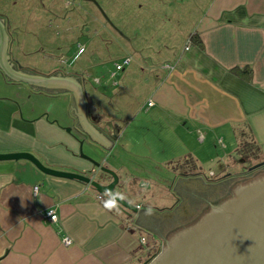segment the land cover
<instances>
[{
	"label": "crops",
	"instance_id": "crops-1",
	"mask_svg": "<svg viewBox=\"0 0 264 264\" xmlns=\"http://www.w3.org/2000/svg\"><path fill=\"white\" fill-rule=\"evenodd\" d=\"M146 1V6L155 8L150 14L151 21L156 15L162 24L163 16L168 15L162 11L161 4L168 5V1L174 0ZM174 2L169 21L181 12L180 0ZM196 3L187 14L193 15L186 31L188 38L177 44L174 36L166 31L159 38L157 22L156 30L149 35L135 18L140 10L128 12L124 8L126 3L121 7L124 12L111 13V19L123 32L122 40L119 38L116 42L124 51L129 52V45L132 46L145 63L150 58L153 35L159 50H166L164 64L146 68L139 87H130L127 95L118 93L119 100L125 98L129 107H134L128 115L126 110L119 109L118 117L107 121L96 105H92L91 111V101L83 85L85 121L104 138L115 134L114 140L105 138L111 142L109 148L96 144L77 129L76 126L83 127L73 92L60 87L39 89L11 81L0 73V82L4 83V89L0 85V153L28 152L47 167L92 175L95 179L100 176L99 171L89 159L79 155V149L100 161V156L111 153L122 142L125 152L141 157L149 156L148 145L154 144L165 148L160 150L162 153L165 150L167 155L165 167L176 174L167 188L173 197L174 193L183 195V187L187 188L191 182L187 176H198L193 179L197 185H208L209 180L195 172V154L207 156L211 162L216 160L223 166V158L234 159L239 140L244 138L257 149V157L264 160V0H206L195 14ZM191 35L196 36L198 43L189 39ZM188 40L191 44L186 48ZM99 59L97 64H101ZM129 63L111 72L116 76ZM56 73L84 79L79 74L59 70ZM99 83L98 78L96 84ZM136 88L146 90L144 108L133 106ZM56 96L62 108L59 103H50ZM165 129L171 131L169 140L165 138ZM193 143L205 154L197 151L199 147ZM150 153L153 154L152 150ZM188 158L194 160L192 172L183 169ZM119 162L115 166L110 163V167H119L122 172V176L117 174L120 193L115 192L128 201L131 198L136 201L142 196L139 189L149 184L140 180L139 166L130 171L128 165ZM227 168L228 164L224 165L225 171ZM109 179L103 177V181ZM97 195L89 185L43 173L29 160H0V264H144L158 252V243L162 242L159 236L166 229L163 220L158 221L159 209L144 208L136 201L137 212L125 215L118 209L106 210L105 199ZM149 208L152 213L146 214ZM49 209L55 210L56 222L45 219ZM194 213L189 212L191 217ZM144 234L151 235L150 244ZM65 236L71 239L66 246L61 243ZM141 237H145L144 244L140 242Z\"/></svg>",
	"mask_w": 264,
	"mask_h": 264
},
{
	"label": "rangeland",
	"instance_id": "rangeland-1",
	"mask_svg": "<svg viewBox=\"0 0 264 264\" xmlns=\"http://www.w3.org/2000/svg\"><path fill=\"white\" fill-rule=\"evenodd\" d=\"M95 1L96 4L88 0H0V17L5 20L8 31L12 36L13 56L19 67L44 75L59 70L64 73H74L83 76L84 90L89 95L91 106L96 105L98 111L108 118L107 121H111L118 117L119 109L123 111L126 110L128 115L129 110L134 108L129 107V101L125 98L120 97L119 100L118 93L119 95H127V89H130V87H139L147 73L146 68L152 65H161L165 58L163 52L166 50H159L160 47L157 46L156 35H153V38H149L153 41L150 42L152 45V50L150 49L149 51L150 58H146L145 63L140 61L142 56L136 54L132 46L129 45V52L124 51L116 42L119 38L122 40L120 36H124L123 32L116 26L115 20L113 18L111 19V13L120 10L124 12L121 7L122 4L124 5V3H126L124 8H127L128 12L132 11L137 13L136 11L140 10V14L136 15L135 18L138 19L141 27L147 29L146 31L149 35L152 34L153 30H156L154 26L157 22L156 25H160L157 30L160 34L159 38H161L162 32L166 31L169 35L174 36V43L177 44L184 42L185 38H188L186 31L193 21V15L187 16V14L189 15L190 13L189 10H191L193 4L197 2L195 6L196 11L194 12L197 14L206 0H180V15L177 17L174 15L170 21L168 18L171 13L172 5L174 8L176 7V2H174L176 0L173 1L175 4L172 5L171 3L173 2L170 3V1H168V5L167 3L161 4L162 11L168 15L166 17L163 16L164 20L162 24L159 18L157 20L158 16L156 15L153 16L154 21H151L152 17L150 14L155 8L151 7L149 4L146 6V0ZM127 10H125V13ZM141 10H143V13ZM141 13L143 14L142 16ZM141 21H144V23ZM177 30H179V32ZM134 43L136 44V41ZM79 46H82L85 50L78 56H75ZM98 57L100 58L101 64H97ZM125 57H130L131 62L113 77L117 86L113 83V85H111L112 78H108V76L111 71L115 70L114 65L117 62L121 64ZM121 74H123V76H121ZM94 77L100 79L99 84L93 82ZM107 79L109 81H107ZM104 82H107V87H104V85H106L103 84ZM3 84V82H0L1 88H3ZM8 88L10 90L13 89L12 86ZM134 93H136L137 96L135 97V102L132 101L133 106L136 105L140 108H144L146 90L143 88H136ZM59 99L60 98L57 96L53 97L50 103H54V105L59 103L61 104L60 108H62V102H60ZM94 106L90 107L91 111L94 110ZM123 116L126 117V115ZM165 131V138L169 140L171 131L169 132L166 129ZM155 139H157V136ZM243 139L239 140L240 143ZM122 143L123 144L116 146L115 150L111 151V153L107 154L108 152H106V155L100 156V161L98 162H100L103 167H107L121 176L122 172L120 168L118 166L116 169L115 167L112 168L110 167V163L115 166V164H120L119 161L124 162V164L128 165V170L130 171H133L136 165L139 166L141 169L139 178L149 184V187H142L139 189L142 196L136 198V201L140 202L144 208L153 207L159 209V211H157L160 216L158 221H161V219L165 221L168 217L166 215H169L168 213L170 211L164 210L163 208L170 207L172 200H175L172 196V191L168 193L167 188L176 174L174 176L172 171H169L165 167L164 159H166L167 155L165 154V150L164 153L160 151L164 147L157 148L154 144L148 145L150 147H148L149 156L141 157L134 153L125 152V144L124 142ZM188 145L191 146L190 143H188ZM194 145L197 147L196 144ZM164 146L166 147V144ZM151 150L153 154L150 153ZM197 151H201L205 154L200 147ZM82 152L84 153L85 151L82 150ZM223 152H226L224 147ZM257 152V149L253 146L246 157L243 155L244 153L242 155L237 153L235 156H232L234 159L223 158V166H221L222 163L216 160L211 162L207 156L202 158L198 157V154H195L196 157H193L197 160V165L194 168L195 172L196 174H200L203 178L205 177L208 179L209 181L206 180L208 185H197L193 179L198 176H187V179L191 182L187 184L188 189L186 193L185 190H183V195L181 196L183 197L182 201L178 203V207H181L178 213L181 212L180 215L185 219L191 217V214H189L190 210H188L189 205L197 204L198 207L201 197L208 195L209 191L220 179H227L231 176L253 171L247 169L249 166L261 161V158L257 157ZM154 155H158L159 158L153 157ZM182 156L183 155H181L180 158ZM192 156H194V154H192ZM200 156H202V154ZM193 161V159L188 158L186 161L187 166L185 165L183 169L192 172ZM174 162L176 161L172 163ZM227 164L228 168L225 171L223 168L224 165ZM123 169L126 170L125 167H123ZM209 169L213 170V175H210ZM227 173L228 175H225ZM99 174L100 176L97 175L95 179L102 180L104 176L108 177L105 173L99 172ZM174 186L175 185L172 186V189ZM118 187H116L115 190L117 193H120ZM192 188L195 189L193 193L195 195L190 193ZM142 191H145V193ZM133 192L135 193L136 191ZM187 195L190 197H187ZM129 201L133 204L136 202L134 198H131ZM182 207L183 209H187L190 216L183 213L185 211ZM167 223L170 225L169 222ZM144 235L148 244H150L151 235ZM161 243L159 242L158 246L161 247Z\"/></svg>",
	"mask_w": 264,
	"mask_h": 264
},
{
	"label": "water",
	"instance_id": "water-1",
	"mask_svg": "<svg viewBox=\"0 0 264 264\" xmlns=\"http://www.w3.org/2000/svg\"><path fill=\"white\" fill-rule=\"evenodd\" d=\"M88 1L96 4L95 0ZM9 41L3 19L0 17V70L5 76L11 81L39 89L60 87L73 92L79 123L83 127L81 129L76 126L77 129L96 144L100 143L109 148L111 142L105 138L114 140L115 134L106 135L104 138L87 123V120L85 121L86 100L83 80L73 75L59 73L43 75L24 72L19 69L20 67L16 69L8 59ZM66 130L69 131V128ZM79 155L89 159L99 172L107 174L110 179L103 181L83 173L55 170L45 166L28 152L0 153V160L26 159L43 173L74 179L89 185L105 200L108 198L105 189L112 190V195L119 197L120 195L115 192L119 185L117 173L88 157L81 149ZM252 169L255 170L223 179V193L215 192L218 188L217 183L208 195L203 197L216 199L223 194V202L209 208L205 203L199 202V206L202 205V209L206 211L196 221L189 225L183 224L185 226L177 231L169 225L159 236L162 239V246L156 255L144 264H264V160L249 166L247 170ZM118 204V210L125 215L137 212L136 205L126 199H118ZM174 231L176 232L173 233ZM166 234L170 238L163 244L162 235Z\"/></svg>",
	"mask_w": 264,
	"mask_h": 264
},
{
	"label": "flooded vegetation",
	"instance_id": "flooded-vegetation-1",
	"mask_svg": "<svg viewBox=\"0 0 264 264\" xmlns=\"http://www.w3.org/2000/svg\"><path fill=\"white\" fill-rule=\"evenodd\" d=\"M3 22H4L5 31H6V33L8 35V40L10 39V41L8 42V46H7V55H9L8 56V59H9L10 62H12L14 64V67L17 69L19 67V65H18V63L16 62V60H15V58L13 56V53L14 52H13V40H12V36L9 33V31H8V28L6 26V23H5V20L4 19H3ZM19 69H21L24 72L35 73V72L28 71L27 69H23L22 67H20ZM0 73H2L5 76V74L1 70H0ZM55 73H56V71L53 72V73H51V74H55ZM62 73H64V72H62ZM83 82H84V79H83ZM83 85H84V83H83ZM252 170H254V169H252ZM249 171H251V170H249ZM91 177H93V176L91 175ZM220 180H221L220 182L218 181V188L215 189V192H218V193H221L222 192L223 193V179H220ZM183 189L185 190V193H186L187 188L186 187H183ZM192 189L190 190V193L193 194L195 192V189L194 188H192ZM173 195H174V199L175 200L173 201L172 206L166 209V210L170 211L168 213L169 215H166V216H168L167 219L165 221L164 220L162 221V224L164 223V226L165 227L168 225L167 222H169L170 227L173 228V229L176 228L175 230L177 231V230H179V229H181L182 227L185 226L183 224H189V223L191 224L194 221H196L206 211L205 209H202L203 208L202 205L201 206H198V207H197V204H195V205H189V207H188V210H190L189 212H192V210H193V211H195V215H193L192 217H189V218L185 219L183 216L180 215L181 212L178 213L179 212V209L181 208V207H178V203L180 201H182V198L183 197H181L182 196L181 194L180 195H177L176 193H174ZM193 195H195V194H193ZM232 195H233V193H232ZM221 196L222 197H216V199L209 198V197L207 199H205L204 197L203 198L201 197V200H199V201H200V203H205L206 206L209 208L211 205H216V204H219V203L223 202V194ZM187 197H190V196L187 195ZM227 198H229V197H227ZM182 209H183V207H182ZM183 210L185 211V212H183L184 214L189 215L187 209L184 208ZM171 212H172V215H171ZM176 231H174L173 233H175ZM162 236H163L162 238H163V244H164L165 241H167L168 238H170V236L168 234L162 235ZM155 255L156 254H154L153 256H155Z\"/></svg>",
	"mask_w": 264,
	"mask_h": 264
},
{
	"label": "built area",
	"instance_id": "built-area-1",
	"mask_svg": "<svg viewBox=\"0 0 264 264\" xmlns=\"http://www.w3.org/2000/svg\"><path fill=\"white\" fill-rule=\"evenodd\" d=\"M190 44H191V41L188 40L187 43H186V48L189 47ZM83 50H84V48H83L82 46H79L78 49H77V53H76L75 56H78L81 52H83ZM129 61H130V57H125V58L123 59V61H122L121 64L116 63V64L114 65V66H115V70H119V69H121L122 66L125 65V64H127V63H129ZM165 66L170 67L168 64H165ZM114 76H115V72H111L110 77L112 78V83H113V84L116 83V82L113 80V77H114ZM93 81H94L95 83H98V79H97V78H93ZM151 103H152V101L149 100L147 104L150 105ZM209 173H210V175H211V174L213 175V172H209ZM33 191L36 193V191H37V186H35V187L33 188ZM97 197H98L99 199L102 198L101 195H99V194L97 195ZM44 217H45V219H46L47 221H49V222H56V221L58 220V216H57V214H56V212H55L54 209H49V210H47V211L45 212V214H44ZM140 242H141L142 244H144V243H145V237H141V238H140ZM61 243H62L63 245H65V246H66V245H69V244L71 243V239H70L69 237L65 236V237H63V238L61 239Z\"/></svg>",
	"mask_w": 264,
	"mask_h": 264
},
{
	"label": "clouds",
	"instance_id": "clouds-1",
	"mask_svg": "<svg viewBox=\"0 0 264 264\" xmlns=\"http://www.w3.org/2000/svg\"><path fill=\"white\" fill-rule=\"evenodd\" d=\"M112 190L109 189H105V195L108 197L104 203H103V207L108 210V211H113L118 209L119 204H118V199L119 200H123L125 199V197L123 195H120L119 197L112 195ZM152 213V209L149 208L146 211V214H151Z\"/></svg>",
	"mask_w": 264,
	"mask_h": 264
},
{
	"label": "trees",
	"instance_id": "trees-1",
	"mask_svg": "<svg viewBox=\"0 0 264 264\" xmlns=\"http://www.w3.org/2000/svg\"><path fill=\"white\" fill-rule=\"evenodd\" d=\"M192 42H195V43H198V40L196 39V36L194 35H191L190 38H189ZM234 71L238 72V69H233ZM117 133L119 130H117ZM254 145L249 142L248 140H245L243 139L237 149V153H240L241 155H245V157L247 156V153L252 149ZM190 224V223H189ZM189 224H186V225H189ZM182 226V225H181Z\"/></svg>",
	"mask_w": 264,
	"mask_h": 264
}]
</instances>
